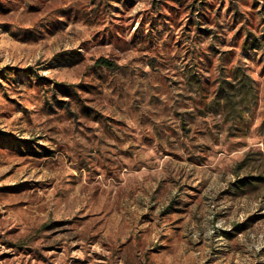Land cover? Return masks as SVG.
<instances>
[{
  "label": "rangeland",
  "instance_id": "374dc122",
  "mask_svg": "<svg viewBox=\"0 0 264 264\" xmlns=\"http://www.w3.org/2000/svg\"><path fill=\"white\" fill-rule=\"evenodd\" d=\"M0 264H264V0H0Z\"/></svg>",
  "mask_w": 264,
  "mask_h": 264
},
{
  "label": "trees",
  "instance_id": "16d2710c",
  "mask_svg": "<svg viewBox=\"0 0 264 264\" xmlns=\"http://www.w3.org/2000/svg\"><path fill=\"white\" fill-rule=\"evenodd\" d=\"M98 63L100 65L105 66V67H108V68H112L113 67V64L110 61L106 60V59H100L98 61Z\"/></svg>",
  "mask_w": 264,
  "mask_h": 264
}]
</instances>
